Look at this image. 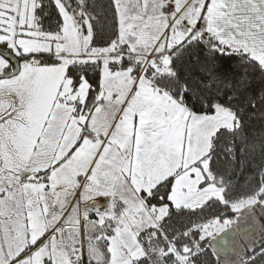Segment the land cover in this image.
I'll return each mask as SVG.
<instances>
[{
    "label": "snow or ice",
    "instance_id": "6c2138e0",
    "mask_svg": "<svg viewBox=\"0 0 264 264\" xmlns=\"http://www.w3.org/2000/svg\"><path fill=\"white\" fill-rule=\"evenodd\" d=\"M0 264H264V0H0Z\"/></svg>",
    "mask_w": 264,
    "mask_h": 264
}]
</instances>
